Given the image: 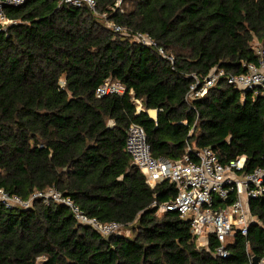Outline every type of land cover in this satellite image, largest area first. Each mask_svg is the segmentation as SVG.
Listing matches in <instances>:
<instances>
[{
	"label": "trees",
	"instance_id": "1",
	"mask_svg": "<svg viewBox=\"0 0 264 264\" xmlns=\"http://www.w3.org/2000/svg\"><path fill=\"white\" fill-rule=\"evenodd\" d=\"M97 0L87 5L27 0L7 5L0 26V188L28 199L56 187L90 216L128 233L103 236L62 204H0V264H250L264 257V194L251 199L248 235H233L226 258L212 236L198 247L177 211L158 214L177 190L154 188L126 151L142 125L155 156L179 159L194 143L223 163L246 156L242 172L264 168V95L220 80L192 102L195 77L214 68L246 71L264 52V0ZM108 13V19L102 14ZM112 21L123 32L108 26ZM150 34L156 47L134 40ZM259 45V46H258ZM65 80V85L60 80ZM107 79L123 94L96 96ZM132 91V93H131ZM133 99L142 102L138 112ZM157 109L154 120L147 112ZM155 114V112H152ZM216 200L221 207L233 200ZM123 229V228H122Z\"/></svg>",
	"mask_w": 264,
	"mask_h": 264
},
{
	"label": "built area",
	"instance_id": "2",
	"mask_svg": "<svg viewBox=\"0 0 264 264\" xmlns=\"http://www.w3.org/2000/svg\"><path fill=\"white\" fill-rule=\"evenodd\" d=\"M26 1L0 0V26L3 29L17 22L7 16L5 7L19 6ZM122 2L123 0H117L114 8H120ZM59 3L87 5L92 10L97 8V0H59ZM102 16L108 19L107 12ZM107 24L118 32L126 30L112 21H108ZM132 36L135 41L145 46L158 48L164 58L174 62V56L168 55L163 47L158 46L150 34L138 31ZM257 51L260 54L258 62L243 63L245 72L231 73L225 68H214L204 79L196 76L187 93V101L192 102L203 97L220 80L240 90L264 95V52L260 48ZM60 84L65 85V80L61 79ZM125 91V84L107 79L96 89V96L101 98L110 94H123ZM133 100L137 110L141 111L142 102L139 99ZM126 151L144 174L149 186L154 188L162 181H169L175 185L177 194L173 199L162 204L155 201L153 205L159 207L158 214L166 211L179 212L180 216L190 223V230L198 247L207 246L210 237L213 236L218 242L214 254L226 258L230 255L229 243L233 240V235L237 232L244 236L248 235L249 227L255 220L250 212L249 202L264 194V168L242 172L246 156L223 163L211 147L198 148L194 143L188 145L187 151L179 159L155 156L144 127L136 123L131 124L127 130ZM231 195L234 198L230 203L221 207L216 206L217 199L228 200ZM37 199L42 200L44 204L56 203L66 206L78 222L91 226L103 236L119 233L123 228L118 221L103 222L90 216L75 199L56 187L36 191L28 199L0 188V204L6 208H28ZM250 259V264H253V256H250ZM260 264H264V257Z\"/></svg>",
	"mask_w": 264,
	"mask_h": 264
},
{
	"label": "crops",
	"instance_id": "3",
	"mask_svg": "<svg viewBox=\"0 0 264 264\" xmlns=\"http://www.w3.org/2000/svg\"><path fill=\"white\" fill-rule=\"evenodd\" d=\"M259 46V45H258ZM139 112V111H138ZM148 113H149V115H150V117L152 118V119H154V120H157V118H158V112H157V109H149L148 111H147ZM152 112H155V114H153Z\"/></svg>",
	"mask_w": 264,
	"mask_h": 264
},
{
	"label": "water",
	"instance_id": "4",
	"mask_svg": "<svg viewBox=\"0 0 264 264\" xmlns=\"http://www.w3.org/2000/svg\"><path fill=\"white\" fill-rule=\"evenodd\" d=\"M157 112H158V110H157ZM253 264H260V259L257 256L253 257Z\"/></svg>",
	"mask_w": 264,
	"mask_h": 264
},
{
	"label": "rangeland",
	"instance_id": "5",
	"mask_svg": "<svg viewBox=\"0 0 264 264\" xmlns=\"http://www.w3.org/2000/svg\"><path fill=\"white\" fill-rule=\"evenodd\" d=\"M159 215H162V212L159 213ZM128 230H130V229H129V228H125V227H123L122 232H123V233H128Z\"/></svg>",
	"mask_w": 264,
	"mask_h": 264
}]
</instances>
